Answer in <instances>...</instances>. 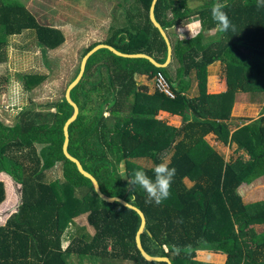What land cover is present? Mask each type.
Segmentation results:
<instances>
[{"label":"trees","instance_id":"trees-1","mask_svg":"<svg viewBox=\"0 0 264 264\" xmlns=\"http://www.w3.org/2000/svg\"><path fill=\"white\" fill-rule=\"evenodd\" d=\"M152 1L116 0L107 38L86 47L82 57L95 45L106 43L164 63L168 45L150 18ZM24 2L0 0L1 63L15 45L16 35H30L44 59L48 50L65 42L61 28L39 22ZM215 2L157 0L154 15L172 47L165 67L107 47L89 56L83 77L70 91L79 111L67 127L68 152L96 178L102 193L123 198L143 211L146 224L140 241L150 255L169 257L172 264H219L197 259L199 250H210L225 253L224 264H264V230L254 226L264 223V201L245 202L238 192L242 184L264 175V114L242 125L237 120L246 118L231 115L237 91L264 93V8L258 9L256 0H228L225 11L235 31L222 32L211 18ZM194 16L200 29L189 38L181 37L177 28ZM218 60L227 90L209 93L208 67ZM80 66L81 62L68 85ZM158 71L176 90L174 99L156 93ZM45 77L40 71L17 75L25 91ZM10 80L7 74L0 76V92ZM195 82L197 89L191 96ZM161 110L178 117L180 124L160 119ZM73 114L74 106L65 94L47 106L22 105L13 124L0 118V172L20 188L16 211L0 223V264H70L69 254L72 259L99 257L103 264H169L142 255L136 241L140 214L118 200L101 198L92 179L65 154L64 127ZM209 133L233 153L227 155L212 145L206 139ZM164 161L176 173L170 197L160 204L147 203V194L139 186L132 190L121 177L123 164L129 179L138 169L154 179L152 169ZM57 167L61 175L52 177ZM6 196L0 180V204ZM82 214H87L93 234L83 227L73 228L74 219ZM64 237L69 241L65 247Z\"/></svg>","mask_w":264,"mask_h":264},{"label":"rangeland","instance_id":"rangeland-1","mask_svg":"<svg viewBox=\"0 0 264 264\" xmlns=\"http://www.w3.org/2000/svg\"><path fill=\"white\" fill-rule=\"evenodd\" d=\"M24 1H26L39 22L61 28L66 39L60 47L48 50L45 53L46 59H44L42 57L44 52L35 45L30 35L13 36L12 39L15 45L10 46L7 59L2 63L0 62V76L7 74L11 79L0 92V118L6 124H13L22 105L35 103L37 106L39 104L47 106V103L53 102L66 94L68 83L82 61L83 50L90 44L107 38L113 18V9L117 6L116 0ZM191 20H194V18ZM188 35L185 34V36ZM215 67L217 66L211 68ZM222 68L223 64L221 63V69L219 67L218 69L222 70ZM29 71H40L46 77L30 91H25L22 83L17 79V75ZM241 96L246 101L251 100L250 94L247 92L242 93ZM258 96L256 100L261 101L262 96ZM253 115L255 116V114ZM162 116L166 122L171 121V115L162 113ZM216 146L218 149L223 150L221 146ZM225 150L224 152L229 155L233 149L227 146ZM137 161L144 165H150V162L145 159H138ZM124 168L125 166L122 164L121 171ZM59 175H61V169L57 167L56 171H53L52 177ZM0 180L4 181L7 191L6 199L0 204V223H3L17 209L16 207L20 202V188L12 177L3 172H0ZM186 182L188 184L192 183L189 179H186ZM73 222L75 223L73 228L76 229V226H78V229L83 227L88 234L94 233V228L87 221V214L76 217ZM256 227V230L264 229V225ZM68 242V238L64 237L63 246L65 247ZM69 255L68 261L70 264H103L99 257L80 255L79 258L72 259L74 258L71 256L72 254ZM215 260L220 261L219 259ZM117 264H129V261L118 262Z\"/></svg>","mask_w":264,"mask_h":264},{"label":"crops","instance_id":"crops-1","mask_svg":"<svg viewBox=\"0 0 264 264\" xmlns=\"http://www.w3.org/2000/svg\"><path fill=\"white\" fill-rule=\"evenodd\" d=\"M4 1H9V0H4ZM11 1H13V0H10V2ZM22 1L24 2V0H22ZM24 3H26V1ZM26 6L30 9V7L27 4H26ZM193 18H194V20H190L188 23L177 28V31L178 32L180 31L181 37L189 38L195 33V31L197 32L200 29V20L198 19L197 16H194ZM214 33H215V31H208V34H214ZM185 34H187V35L189 34V35L185 36ZM221 63L222 62L218 60L215 63L209 65V67H208L209 73H208V77H207V92H209V93H221V92H224L227 90L226 79L223 76L222 70L218 69V67L221 69ZM213 66H217V67L212 69L211 67H213ZM171 71L174 73L175 72L174 68H172ZM144 79H145L144 76L140 77L139 81L140 80L143 81ZM196 85H197V82H195V85H193V89H191V91H190L191 96H193L194 92L197 89ZM154 89H155L156 93H158L159 95L161 94L156 89V87ZM246 92L248 94H250V98H251L250 101H246V99H244L241 96L242 93H246ZM260 92L261 91H256V90L255 91H243L242 89L236 92L235 99H234L233 105L231 107V115L234 117L246 118V120L238 119L237 121H238L239 125L245 124L246 122H250V120H254L256 118H259L260 116H262L264 114V93L263 92L260 93ZM258 95L262 96L261 101L256 100L257 99L256 97H259ZM248 110H250V112H248ZM162 113L170 115L169 112L161 110L159 112V115H158L160 119H163ZM253 114H255V116ZM170 117H171V121H170L171 123L169 122L170 124H175V125L180 124L181 121L178 119V117H175L173 115H171ZM206 139L212 145H218L219 147L221 146L223 150L219 149L220 151L224 152V150L227 149V146L224 145L223 142L217 140L216 135L213 133H209L206 136ZM213 141H214V143H213ZM238 192L243 196V199L245 202L264 201V175L258 177L256 180H254L250 184H246V183L242 184L239 187ZM261 225L263 226L264 223L255 224L254 226L256 227V226H261ZM258 231H262V230H258ZM197 259L205 260V261H213V262H216L219 264H224L225 261L227 260V255L225 253L217 252V251L199 250L197 252ZM215 259H219L220 261L217 262Z\"/></svg>","mask_w":264,"mask_h":264},{"label":"water","instance_id":"water-1","mask_svg":"<svg viewBox=\"0 0 264 264\" xmlns=\"http://www.w3.org/2000/svg\"><path fill=\"white\" fill-rule=\"evenodd\" d=\"M157 0H153L152 1V4H151V7H150V18L152 20V22L154 23V25L156 27H158V29L160 30L161 34L164 36L166 42H167V45H168V55H167V59L164 63H160L158 62L156 59H154L151 55L149 54H146V53H124V52H121L117 49H115L114 47H112L111 45L109 44H106V43H100V44H97L95 45L92 49H90L82 58V61H81V66H80V72L78 74V76L69 84L67 90H66V97L68 99V101L74 106V114L72 115V117L70 119L67 120L66 124H65V142H64V146H63V150L65 152V154L67 155V157H69L71 160H73L74 162H76L79 170L86 176L90 177L94 183V187H95V190L96 192L98 193V195L107 200V201H114V200H118L120 202H122L123 204L135 209L141 216V225H140V228L137 232V235H136V241H137V245H138V248L139 250L141 251L142 255L147 258L148 260H165L167 261L169 264H172L171 260L169 259V257H166V256H152L150 255L143 247L141 241H140V234L143 232L144 228H145V224H146V217H145V214L143 213V211L141 209H139L138 207L134 206L133 204L129 203L128 201L124 200L123 198H120V197H117V196H113V197H110V196H107L105 195L104 193H102L101 189H100V186H99V183L98 181L96 180V178L90 174L89 172H87L81 162L74 156H72L69 152H68V141H69V134H68V131H67V127L68 125L76 118L77 114H78V111H79V108H78V105L70 98V91L71 89L79 82L80 78L82 77L83 75V72H84V69H85V64H86V61L87 59L89 58V56L94 52L96 51L97 49L101 48V47H107L109 49H111L112 51H114L115 53L119 54V55H122V56H129V57H145V58H148L153 64H155L156 66L158 67H165L168 65V63L170 62L171 58H172V47H171V43H170V40H169V37L166 33V30L163 28V26L156 20L155 18V15H154V9H155V4H156Z\"/></svg>","mask_w":264,"mask_h":264},{"label":"clouds","instance_id":"clouds-1","mask_svg":"<svg viewBox=\"0 0 264 264\" xmlns=\"http://www.w3.org/2000/svg\"><path fill=\"white\" fill-rule=\"evenodd\" d=\"M229 7L228 0H216L211 6V18L219 26L222 32L228 31L230 28L235 31V26L231 23L225 9ZM256 7L264 8V0H256ZM154 179L150 178L143 169L134 171L129 179L126 173L122 171L121 177L127 179L128 185L134 190L139 186L147 194V203H162L171 195V185L175 177L176 169L169 167V162H161L152 169ZM179 252V249H177Z\"/></svg>","mask_w":264,"mask_h":264},{"label":"built area","instance_id":"built-area-1","mask_svg":"<svg viewBox=\"0 0 264 264\" xmlns=\"http://www.w3.org/2000/svg\"><path fill=\"white\" fill-rule=\"evenodd\" d=\"M155 87L161 94L168 98L174 99L177 95L173 85L162 71H158L156 75Z\"/></svg>","mask_w":264,"mask_h":264},{"label":"bare ground","instance_id":"bare-ground-1","mask_svg":"<svg viewBox=\"0 0 264 264\" xmlns=\"http://www.w3.org/2000/svg\"><path fill=\"white\" fill-rule=\"evenodd\" d=\"M202 10V9H201ZM199 11V10H198ZM134 15V14H133ZM203 19V18H202ZM144 21V20H143ZM139 22V21H138ZM141 23V22H140ZM141 27V26H140ZM149 28V27H148ZM147 28V29H148ZM28 31V30H27ZM194 32V31H193ZM199 34H200V32H199ZM33 37V36H32ZM36 37H37V35H36ZM30 38V37H29ZM155 38V37H154ZM155 40V39H154ZM158 41V40H157ZM228 41V40H227ZM151 44H152V42H151ZM213 44V43H212ZM215 44H216V42H215ZM227 44V43H226ZM219 45V44H218ZM150 46V45H149ZM145 50V49H144ZM208 50V49H207ZM139 51H140V49H139ZM156 51V50H155ZM166 51V50H165ZM217 51V50H216ZM206 53V52H205ZM165 54V53H164ZM203 56H204V54H203ZM157 58V57H156ZM164 58V57H163ZM204 59V58H203ZM148 60V59H147ZM175 60V59H174ZM146 61V60H145ZM163 61V60H162ZM93 67V66H92ZM180 70V69H179ZM3 73V72H2ZM126 74V73H125ZM83 77V76H82ZM114 77V76H113ZM130 77V76H129ZM182 80V79H181ZM183 84H185V83H183ZM101 86V85H100ZM8 88V87H7ZM108 88V87H107ZM106 88V89H107ZM80 89V88H79ZM98 89V88H97ZM99 90V89H98ZM184 90V89H183ZM79 92V91H78ZM105 92V91H104ZM146 94V93H145ZM12 95V94H11ZM88 95V94H87ZM95 97V96H94ZM22 98V97H21ZM12 100H13V98H12ZM11 100V101H12ZM94 101V100H93ZM123 102V101H122ZM79 103V102H78ZM121 104H123V103H121ZM14 105V104H13ZM122 106V105H121ZM8 108V107H7ZM42 108V107H41ZM63 109H64V107H63ZM105 114V113H104ZM58 116V115H57ZM56 116V117H57ZM78 117V116H77ZM59 119V118H58ZM57 119V120H58ZM60 119H61V117H60ZM63 119V118H62ZM64 120V119H63ZM76 123V122H75ZM112 123V122H111ZM74 124V123H73ZM205 126V125H204ZM192 127V126H191ZM169 128V127H168ZM58 129H60V128H58ZM153 129V128H152ZM171 130V129H170ZM187 130V129H186ZM195 131V130H194ZM234 131V130H233ZM263 132V131H262ZM44 133V132H43ZM204 133V132H203ZM215 133V132H214ZM195 134V133H194ZM167 135V134H166ZM190 135V134H189ZM23 136V135H22ZM212 138V137H211ZM218 138H219V136H218ZM144 139H145V137H144ZM74 141V140H73ZM234 142V141H233ZM18 144V143H17ZM54 145V144H53ZM234 146V145H233ZM124 147V146H123ZM213 153V152H212ZM47 156V155H46ZM213 156V155H212ZM237 161V160H236ZM87 162V161H86ZM31 164V163H30ZM33 166V165H32ZM69 166V165H68ZM226 167V166H225ZM100 172V171H99ZM23 173V172H22ZM28 177V176H27ZM26 179V178H25ZM116 179V178H115ZM185 180V179H184ZM29 182V181H28ZM216 211V210H215ZM252 215V214H251ZM234 222V221H233ZM257 228V227H256ZM176 231H178V230H176ZM241 236V235H240ZM45 237V236H44ZM171 239V238H170ZM250 240V239H249ZM164 243V242H163ZM169 247V246H168ZM145 249H146V247H144ZM170 248V247H169ZM164 255V254H163ZM70 258V257H69Z\"/></svg>","mask_w":264,"mask_h":264}]
</instances>
